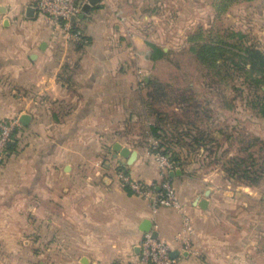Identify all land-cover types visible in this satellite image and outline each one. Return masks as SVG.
Returning a JSON list of instances; mask_svg holds the SVG:
<instances>
[{"label": "crops", "instance_id": "1", "mask_svg": "<svg viewBox=\"0 0 264 264\" xmlns=\"http://www.w3.org/2000/svg\"><path fill=\"white\" fill-rule=\"evenodd\" d=\"M36 1L0 0V118L29 116L24 148L0 158V212L37 211L54 264H130L150 232L169 243L173 264H253L248 246L238 251L205 232L216 193L203 182L178 168L169 179L182 210L156 213L122 183L121 172L145 183L162 178L153 154L125 136L132 123L124 116L138 118L128 103L137 95L130 69L144 61L116 56L135 30L119 18L137 0H100L82 12L79 43H66ZM185 219L194 229L188 247Z\"/></svg>", "mask_w": 264, "mask_h": 264}, {"label": "rangeland", "instance_id": "2", "mask_svg": "<svg viewBox=\"0 0 264 264\" xmlns=\"http://www.w3.org/2000/svg\"><path fill=\"white\" fill-rule=\"evenodd\" d=\"M129 6L130 13L117 18L135 30L123 36L116 56L144 64L130 69L137 95L128 103L138 118L124 116L132 123L126 140L148 150L155 162L153 145L165 143L169 151L162 153L216 193L205 232L223 235L230 241L226 246L238 251L248 246L250 262L264 264V178L250 186L227 171L233 157L264 171V118L251 106L264 85L255 91L237 72L215 68L202 49L205 42L226 39L227 31H240L264 51V0H137ZM151 44L165 54L155 53L153 60ZM152 127H161L159 138ZM24 135L22 128L18 148H24ZM50 246L40 234L37 211L0 212V264H54L51 251L46 253Z\"/></svg>", "mask_w": 264, "mask_h": 264}, {"label": "built area", "instance_id": "3", "mask_svg": "<svg viewBox=\"0 0 264 264\" xmlns=\"http://www.w3.org/2000/svg\"><path fill=\"white\" fill-rule=\"evenodd\" d=\"M88 2L89 0H37L36 9L40 15L50 19L61 29L66 43H79L83 41V35L77 28L76 20L83 12V5ZM22 128L19 118L0 119V158L7 155L10 142H16ZM153 148L156 150L155 158L161 172V180L145 183L121 172L122 183L129 193L149 199L154 213L162 207L181 211V202L169 179V175L178 167L169 156L159 150L158 143L155 142ZM185 230L188 234V238L185 239L188 247L189 237L194 232L189 219H185ZM174 261L169 243L150 232L144 236L139 256L130 264H173Z\"/></svg>", "mask_w": 264, "mask_h": 264}, {"label": "trees", "instance_id": "4", "mask_svg": "<svg viewBox=\"0 0 264 264\" xmlns=\"http://www.w3.org/2000/svg\"><path fill=\"white\" fill-rule=\"evenodd\" d=\"M150 46L154 51L151 56L153 60L158 58L155 53H159L160 55L165 54L155 44H151ZM202 49L207 55L206 62H209L215 68L221 64L225 66L226 72L229 73L231 70L232 73L237 72L239 76L243 77L244 84L246 83L255 91H263L264 70L257 69L256 66H264V51L256 44L248 43L244 33L240 31H227L226 39L220 37L217 41L205 42ZM193 50L195 52L198 51L197 48H193ZM251 106L257 110L260 117L264 118V93L263 95H256V98L251 101ZM152 130L153 134L159 138L160 135L157 132L161 130V127H152ZM203 136L204 134L201 136V139H203ZM15 146L16 142H10L8 152H12ZM250 146H254V144ZM162 148L165 154L168 153L169 150L163 142L159 145L161 152ZM243 149L247 150V148ZM253 165L254 162L250 165L243 157H233L230 161V166L227 167V171L232 173L233 177L244 179L243 181L250 186H258L264 178V171H255L252 167Z\"/></svg>", "mask_w": 264, "mask_h": 264}, {"label": "water", "instance_id": "5", "mask_svg": "<svg viewBox=\"0 0 264 264\" xmlns=\"http://www.w3.org/2000/svg\"><path fill=\"white\" fill-rule=\"evenodd\" d=\"M99 1H100V0H89L88 3H86V4L83 5V9H82L83 13H89V11L91 10L92 6L95 5V4H97ZM28 120H29V116L24 115V116L22 117V119H21V122H22L24 125H26L27 122H28ZM115 149H116L117 151H121L122 154H124V155H128V154H129V149H128V148H122V146H121L120 144H117V145L115 146ZM135 156H136V153H135V152L132 153V155H131V159L135 158ZM173 174H174V173H173ZM206 205H207V200H204V201L201 203V206H202V207H205Z\"/></svg>", "mask_w": 264, "mask_h": 264}]
</instances>
